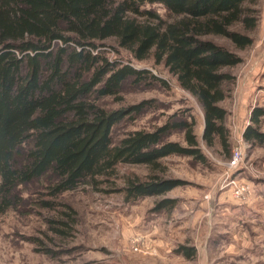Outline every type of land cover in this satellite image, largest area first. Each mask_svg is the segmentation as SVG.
I'll return each mask as SVG.
<instances>
[{"label":"trees","instance_id":"obj_1","mask_svg":"<svg viewBox=\"0 0 264 264\" xmlns=\"http://www.w3.org/2000/svg\"><path fill=\"white\" fill-rule=\"evenodd\" d=\"M153 5L164 9V17ZM255 5L256 0H0V214L20 204L19 187L36 181L56 198L85 186L98 190L119 164L155 170L169 155L204 161L191 116L114 137V127L147 103L108 110L99 102L117 98L126 83H165L147 70L110 61L101 48L162 65L202 111L204 145L216 141L228 153L221 104L233 80L230 69L241 59L212 38L235 50L250 46ZM262 116L264 106L253 109L252 124L242 133L251 146L264 145ZM173 131L183 133L184 145L166 139ZM180 184L152 174L126 178L113 190L133 204ZM174 202L160 199L153 211ZM177 252L186 259L195 255L192 247Z\"/></svg>","mask_w":264,"mask_h":264},{"label":"rangeland","instance_id":"obj_2","mask_svg":"<svg viewBox=\"0 0 264 264\" xmlns=\"http://www.w3.org/2000/svg\"><path fill=\"white\" fill-rule=\"evenodd\" d=\"M151 7L164 17V9ZM255 8L258 21L249 34L250 46L235 50L228 41L212 38L241 59L230 69L233 80L221 104L227 113L228 153L216 141L211 148L204 145L202 111L162 65L101 48L110 61L147 70L165 83H126L117 98L99 102L108 110L147 103L114 127V137L191 116L204 161L169 155L155 170L119 164L98 190L85 186L56 198L49 197L41 181L19 187L20 204L0 214V264H264V145L251 146L242 136L252 124L253 109L264 106V0H256ZM258 129L264 133V116ZM166 139L184 145L180 131ZM234 149L242 151V161L228 169ZM152 174L181 184L133 204L113 190L126 178ZM232 182L247 185L248 192L236 196ZM163 198L173 199L174 205L153 211ZM45 201L52 208L44 207ZM179 246L194 248L195 255L184 258Z\"/></svg>","mask_w":264,"mask_h":264},{"label":"built area","instance_id":"obj_3","mask_svg":"<svg viewBox=\"0 0 264 264\" xmlns=\"http://www.w3.org/2000/svg\"><path fill=\"white\" fill-rule=\"evenodd\" d=\"M242 161V151L240 149H234L232 151L231 158L228 160L227 168H237ZM233 184L234 192L236 196H242L245 192H248L247 185Z\"/></svg>","mask_w":264,"mask_h":264}]
</instances>
